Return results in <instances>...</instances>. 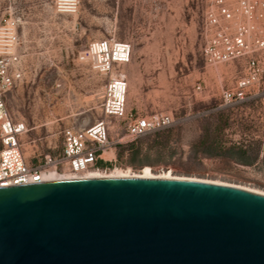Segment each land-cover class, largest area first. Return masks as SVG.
Instances as JSON below:
<instances>
[{
  "label": "rangeland",
  "instance_id": "rangeland-1",
  "mask_svg": "<svg viewBox=\"0 0 264 264\" xmlns=\"http://www.w3.org/2000/svg\"><path fill=\"white\" fill-rule=\"evenodd\" d=\"M55 0H0V14L17 23L23 79L4 96L14 120L27 132L21 149L29 164L58 155L63 131L82 132L97 120L108 126L110 148L94 166L140 173H170L232 183L264 191V73L252 95L224 104L219 88L231 86L239 66L205 64L201 49L204 0H78L74 13L59 12ZM131 45L127 63L115 66L127 81L126 118L100 111L108 76L90 69L93 39ZM199 86V88H197ZM167 114L171 123L134 139L126 136L131 115ZM201 139L222 147L243 146L253 160L244 165L201 153ZM69 170L63 166L61 172Z\"/></svg>",
  "mask_w": 264,
  "mask_h": 264
},
{
  "label": "water",
  "instance_id": "water-1",
  "mask_svg": "<svg viewBox=\"0 0 264 264\" xmlns=\"http://www.w3.org/2000/svg\"><path fill=\"white\" fill-rule=\"evenodd\" d=\"M0 264H264V195L171 178L0 187Z\"/></svg>",
  "mask_w": 264,
  "mask_h": 264
},
{
  "label": "built area",
  "instance_id": "built-area-1",
  "mask_svg": "<svg viewBox=\"0 0 264 264\" xmlns=\"http://www.w3.org/2000/svg\"><path fill=\"white\" fill-rule=\"evenodd\" d=\"M204 1L201 22L204 62L213 68L230 63L239 66L231 86H220L219 95L224 104L240 102L252 95L264 73V0ZM54 5L59 12L74 13L78 0H55ZM18 44L16 21L0 14V187L40 182L43 171L61 172L63 166L71 172H80L94 166L101 153L110 148L108 126L100 119L82 132L64 129L58 155H46L39 164L25 161L21 138L28 128L23 121L10 116L4 100L5 94L23 79ZM85 52L90 57V69L108 76L99 102L101 113L107 118H126L127 81L124 74L113 71V64L117 67L129 61L131 45L98 38L88 43ZM170 123L167 114L133 118L130 115L126 136L131 140Z\"/></svg>",
  "mask_w": 264,
  "mask_h": 264
},
{
  "label": "bare ground",
  "instance_id": "bare-ground-1",
  "mask_svg": "<svg viewBox=\"0 0 264 264\" xmlns=\"http://www.w3.org/2000/svg\"><path fill=\"white\" fill-rule=\"evenodd\" d=\"M112 177H138V178H171V179H186V180H194V181H200V182H207L211 184H219V185H225V186H231L240 188L243 190H247L250 192L258 193L264 195V191L244 187L232 183L222 182V181H215V180H209V179H201V178H195V177H186V176H177L172 175L170 173H162V174H153L148 166H143L140 173H131L129 170L127 171H121L117 168L111 169L109 172H102L100 169H84L80 172H62L59 173L56 170L50 169L47 171H43L41 173V181H50V180H60V179H72V178H112Z\"/></svg>",
  "mask_w": 264,
  "mask_h": 264
},
{
  "label": "trees",
  "instance_id": "trees-1",
  "mask_svg": "<svg viewBox=\"0 0 264 264\" xmlns=\"http://www.w3.org/2000/svg\"><path fill=\"white\" fill-rule=\"evenodd\" d=\"M200 145L201 153L206 156H222L244 165L250 164L253 160V157L243 146L230 145L222 147L217 145L215 140L205 141L204 139H201Z\"/></svg>",
  "mask_w": 264,
  "mask_h": 264
}]
</instances>
